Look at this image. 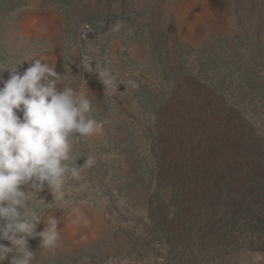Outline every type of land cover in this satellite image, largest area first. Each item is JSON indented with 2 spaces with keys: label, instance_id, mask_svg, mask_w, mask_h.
Instances as JSON below:
<instances>
[{
  "label": "rangeland",
  "instance_id": "1",
  "mask_svg": "<svg viewBox=\"0 0 264 264\" xmlns=\"http://www.w3.org/2000/svg\"><path fill=\"white\" fill-rule=\"evenodd\" d=\"M35 59L101 127L73 143L63 196L33 195L37 232L59 234L29 238L33 264H264L247 233L219 256L198 233L264 176V0H0V77Z\"/></svg>",
  "mask_w": 264,
  "mask_h": 264
},
{
  "label": "clouds",
  "instance_id": "2",
  "mask_svg": "<svg viewBox=\"0 0 264 264\" xmlns=\"http://www.w3.org/2000/svg\"><path fill=\"white\" fill-rule=\"evenodd\" d=\"M7 70L10 78L0 77V264L10 256V264H33L29 238L40 237L41 248L50 251L59 241L55 219L37 232L41 217L32 210L33 195L47 187L55 198L63 196L68 175L77 172L68 164L73 143L91 138L101 126L88 116L90 102L83 91L58 90L64 74L47 62L35 59L23 73ZM85 70L93 71L91 65ZM95 74L105 92L120 87L108 71Z\"/></svg>",
  "mask_w": 264,
  "mask_h": 264
},
{
  "label": "trees",
  "instance_id": "3",
  "mask_svg": "<svg viewBox=\"0 0 264 264\" xmlns=\"http://www.w3.org/2000/svg\"><path fill=\"white\" fill-rule=\"evenodd\" d=\"M246 183L245 193L236 197L226 216L198 228L203 241L213 236L208 243L217 256L222 253L218 238L230 237L236 231L247 233L249 238L243 245L248 251L264 252V176L251 172Z\"/></svg>",
  "mask_w": 264,
  "mask_h": 264
},
{
  "label": "bare ground",
  "instance_id": "4",
  "mask_svg": "<svg viewBox=\"0 0 264 264\" xmlns=\"http://www.w3.org/2000/svg\"><path fill=\"white\" fill-rule=\"evenodd\" d=\"M107 1V0H105ZM177 1H181V0H177ZM193 108H192V111L194 114H196V112L198 111V109L201 107V102L200 100L199 101H196L195 103L192 104Z\"/></svg>",
  "mask_w": 264,
  "mask_h": 264
}]
</instances>
